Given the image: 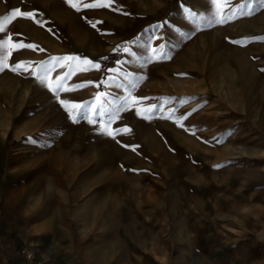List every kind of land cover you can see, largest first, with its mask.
<instances>
[{
    "label": "rangeland",
    "instance_id": "374dc122",
    "mask_svg": "<svg viewBox=\"0 0 264 264\" xmlns=\"http://www.w3.org/2000/svg\"><path fill=\"white\" fill-rule=\"evenodd\" d=\"M73 3L0 0V263L217 264L202 222L264 216V0Z\"/></svg>",
    "mask_w": 264,
    "mask_h": 264
},
{
    "label": "crops",
    "instance_id": "0c3cea01",
    "mask_svg": "<svg viewBox=\"0 0 264 264\" xmlns=\"http://www.w3.org/2000/svg\"><path fill=\"white\" fill-rule=\"evenodd\" d=\"M202 224L206 233L210 231L213 238L217 237L211 245L217 264H264V241L261 240L264 238V216L257 215L253 219H247L239 215L233 221L221 218L209 224L208 222ZM19 229L26 231L15 224H10L6 234L8 237L12 234L18 235ZM253 237L260 240L256 241ZM9 239L15 243L13 238ZM0 264L28 263L11 258Z\"/></svg>",
    "mask_w": 264,
    "mask_h": 264
},
{
    "label": "snow or ice",
    "instance_id": "6c2138e0",
    "mask_svg": "<svg viewBox=\"0 0 264 264\" xmlns=\"http://www.w3.org/2000/svg\"><path fill=\"white\" fill-rule=\"evenodd\" d=\"M66 2L69 3V5L72 7H77V5L75 3H73V0H66ZM85 6L88 7V6H92V5H85ZM77 10H79V9L77 8ZM17 14L23 18L35 19V14L32 12H22V11H20V9H14V10H12L11 15L4 17L3 20H9L11 18H14ZM0 32H5V26L2 22H0ZM3 47H4V45L2 43H0V48H3ZM25 47L31 48L33 46L32 45H26ZM19 67H20L19 64L15 66L16 69H18ZM0 70H2V68H0ZM13 70H15V69H13ZM41 83H43V81H41ZM61 103H64V101H61ZM73 107H75V105Z\"/></svg>",
    "mask_w": 264,
    "mask_h": 264
},
{
    "label": "built area",
    "instance_id": "2783aa9c",
    "mask_svg": "<svg viewBox=\"0 0 264 264\" xmlns=\"http://www.w3.org/2000/svg\"><path fill=\"white\" fill-rule=\"evenodd\" d=\"M22 252H23L28 258H31L32 254H33V252H32V251L30 250V248L27 247V246H24V247L22 248Z\"/></svg>",
    "mask_w": 264,
    "mask_h": 264
},
{
    "label": "bare ground",
    "instance_id": "6f19581e",
    "mask_svg": "<svg viewBox=\"0 0 264 264\" xmlns=\"http://www.w3.org/2000/svg\"><path fill=\"white\" fill-rule=\"evenodd\" d=\"M196 86V85H195ZM9 88H10V91L12 92V89H11V87L10 86H8V90H9ZM13 88V87H12ZM199 120V119H198ZM190 124V123H189ZM190 125H192V124H190ZM193 125H195V123L193 124ZM197 128V127H196ZM70 135L71 134H69L68 135V137H70ZM67 142V141H66ZM67 144H68V142H67ZM81 147V146H80ZM63 151L61 150V152L60 153H62ZM66 153V152H65ZM67 153H69V152H67ZM71 154V153H70ZM55 156V155H54ZM72 156V155H71ZM56 157H57V155L55 156V157H53L54 158V160H56ZM58 158V157H57ZM52 162V161H51ZM51 165V164H50ZM38 181H40V177L37 179Z\"/></svg>",
    "mask_w": 264,
    "mask_h": 264
}]
</instances>
